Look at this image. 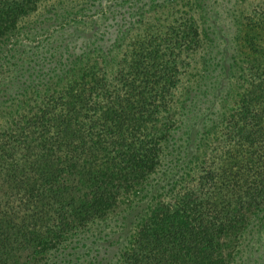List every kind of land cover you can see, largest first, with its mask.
<instances>
[{"label": "trees", "instance_id": "1", "mask_svg": "<svg viewBox=\"0 0 264 264\" xmlns=\"http://www.w3.org/2000/svg\"><path fill=\"white\" fill-rule=\"evenodd\" d=\"M37 1L0 0V264H236L264 222V32L226 5L218 55L204 0H58L26 33Z\"/></svg>", "mask_w": 264, "mask_h": 264}, {"label": "rangeland", "instance_id": "2", "mask_svg": "<svg viewBox=\"0 0 264 264\" xmlns=\"http://www.w3.org/2000/svg\"><path fill=\"white\" fill-rule=\"evenodd\" d=\"M86 1V2H84ZM90 1V0H89ZM87 0H72V4L76 6V8L80 5L86 4L89 2ZM94 0H92L91 3H93ZM206 1V10L208 11V14L205 15V21L206 25H214L216 26L215 29L212 30L211 39L206 38L205 41L210 40V45H213V50L219 55V51L223 48H225L224 40L223 38L226 37V18L227 15L224 14L225 12V6L229 5H236L238 8L243 7V13L244 17L246 18V23H248L251 26H255L260 30L261 32H264V0H204ZM214 1V2H213ZM61 1L58 0H39L36 2L33 11L28 13L27 15L23 16L20 21L21 24L25 25L27 28L23 31L26 33H32L31 30H33L34 23H38V21H44L47 20L50 17L51 9H55L57 7H60ZM106 2L109 3V0H101V6L96 7V4L93 3V7L91 6L89 8L90 14H99L102 11H105ZM66 5V4H65ZM124 5L125 8L131 7L130 4H128V0H116L115 3V9H118V7ZM127 11V9H125ZM33 27V28H32ZM210 27V26H209ZM211 29V28H210ZM36 30V29H35ZM44 29H41L40 31H43ZM40 41V40H39ZM36 44V41H35ZM35 46V45H34ZM215 137V135L212 136V139ZM111 223V221H110ZM260 224V225H259ZM250 227H248L247 230H245L241 238L238 242L237 248L238 254H237V263L236 264H264V222H257L256 219H254L252 222H250ZM108 229H113V226H108ZM66 241L72 242L74 240L73 234L70 236V233L65 234ZM69 250L75 255H80L85 253V249L82 251H77V247L73 244H70L68 247ZM83 249V248H81ZM79 249V250H81ZM73 256V255H72ZM64 254L56 257L54 262H61L62 264H66L63 261ZM52 261V260H51ZM68 264V263H67Z\"/></svg>", "mask_w": 264, "mask_h": 264}]
</instances>
